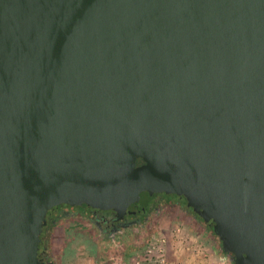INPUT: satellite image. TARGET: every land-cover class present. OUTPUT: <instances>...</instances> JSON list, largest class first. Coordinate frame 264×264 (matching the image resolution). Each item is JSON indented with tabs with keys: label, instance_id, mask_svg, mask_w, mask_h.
Listing matches in <instances>:
<instances>
[{
	"label": "water",
	"instance_id": "obj_1",
	"mask_svg": "<svg viewBox=\"0 0 264 264\" xmlns=\"http://www.w3.org/2000/svg\"><path fill=\"white\" fill-rule=\"evenodd\" d=\"M161 194L264 264V0H0V264Z\"/></svg>",
	"mask_w": 264,
	"mask_h": 264
},
{
	"label": "rangeland",
	"instance_id": "obj_2",
	"mask_svg": "<svg viewBox=\"0 0 264 264\" xmlns=\"http://www.w3.org/2000/svg\"><path fill=\"white\" fill-rule=\"evenodd\" d=\"M145 198H143L142 203L145 202ZM165 199L173 203L176 208L180 207L195 215L194 211L187 206L185 199L176 195L161 194L159 195V200L155 202L157 204L156 207L166 204L167 208L163 207L164 209L162 210L152 209L150 213L147 211V221L142 223L143 228L147 223L152 222L153 218L156 227L159 226L165 212L171 208H175L167 201H164ZM63 209L69 210L71 214L69 217L61 219L55 224L50 232L48 244L54 264H131L132 258L139 254L136 247L140 243L139 238L142 236L144 230L140 225L134 226L129 230L122 229L107 237L101 232V229L104 227L95 224L91 219L83 216L89 213L88 208L63 206ZM60 210L57 208L50 211L48 213V220L54 214H57L58 211L60 212ZM198 223L197 226L202 230H206L212 241L213 239L215 241L216 237L218 245L219 238L213 234V231L206 226H200ZM164 230L170 231L169 229ZM214 235L215 237H213Z\"/></svg>",
	"mask_w": 264,
	"mask_h": 264
},
{
	"label": "crops",
	"instance_id": "obj_3",
	"mask_svg": "<svg viewBox=\"0 0 264 264\" xmlns=\"http://www.w3.org/2000/svg\"><path fill=\"white\" fill-rule=\"evenodd\" d=\"M164 201L173 205L169 200L165 199ZM173 206L175 208H171L169 211L165 212L164 217L162 216L163 218L159 228L161 230L171 229L172 231L173 229L182 227L185 234L189 237V243L192 244V246L205 249V252L208 253L210 259L219 260L225 258L227 259V263L230 264L229 256L223 251L220 241L217 245L215 235L213 236L215 237V241L214 239L212 241V238L207 234L206 230H202L197 226L198 222L200 226L203 224L193 217L194 215L186 213L183 209H179V207L176 208L175 205ZM169 258L172 264H204V262H206L203 255H196L192 252H188L180 243H178L177 240L174 245L171 244L170 246Z\"/></svg>",
	"mask_w": 264,
	"mask_h": 264
},
{
	"label": "built area",
	"instance_id": "obj_4",
	"mask_svg": "<svg viewBox=\"0 0 264 264\" xmlns=\"http://www.w3.org/2000/svg\"><path fill=\"white\" fill-rule=\"evenodd\" d=\"M163 207H166V204L160 206L158 209L162 210L164 209ZM152 222L147 223L144 228L141 226L144 230L142 236L139 238L140 243L136 247L139 254L132 258L131 264H172L170 262L169 252L171 244L174 245L176 240L188 252H192L196 255H203L206 259L204 264H228L227 259H210L205 249L192 246V244L189 243V237L185 234L182 227H178L172 231L169 229L171 232L169 233V231L167 232L164 229L161 230L159 226L156 227L154 218Z\"/></svg>",
	"mask_w": 264,
	"mask_h": 264
},
{
	"label": "flooded vegetation",
	"instance_id": "obj_5",
	"mask_svg": "<svg viewBox=\"0 0 264 264\" xmlns=\"http://www.w3.org/2000/svg\"><path fill=\"white\" fill-rule=\"evenodd\" d=\"M181 198H183V197H181ZM158 200H159V195L156 196V197H152V199L150 200V202H149V204H148V206L146 208V211L143 214H135V215L132 214V215H129L127 218H117L116 214L113 211H106V212H104V211H96V210H93L91 208H88L89 213L87 215H83V216L91 219L95 224H97V225H99L101 227H104V228L101 229L102 233L105 234L106 232L113 231L114 232L113 234H115V233L121 231L122 229L129 230L130 228H132L134 226H139V225L143 226L142 223H144V221H147L146 212L149 211L151 208H153L155 206L154 204H156L155 202H157ZM65 206H67V205H65ZM69 207H71V206H69ZM57 208L61 209L60 211L69 212V210H64L63 209V205L55 207L52 210H55ZM156 209H157V207L153 208V210H156ZM179 209L182 210V208H180V207H179ZM151 211L152 210H150V212ZM184 211L186 213H188V214H191V212L189 213L186 210H184ZM59 213L60 212L58 211L57 214H54L50 220L56 218L59 215ZM80 215H82V214H80ZM193 217H195V216H193ZM47 219H48V217H47ZM48 226H49V220H48V224H47L46 228H48ZM205 226L210 228L209 224H207ZM112 235H110V236H112ZM40 245H41V243H40ZM40 256L42 257V262L44 264H54L52 259H51V255H50L49 249L40 246ZM229 260H230V263H232V264L235 263V262H233V260L230 257H229Z\"/></svg>",
	"mask_w": 264,
	"mask_h": 264
},
{
	"label": "trees",
	"instance_id": "obj_6",
	"mask_svg": "<svg viewBox=\"0 0 264 264\" xmlns=\"http://www.w3.org/2000/svg\"><path fill=\"white\" fill-rule=\"evenodd\" d=\"M139 163H142V162L139 161ZM154 205H155V206H154L153 208H155L157 204H154ZM63 206H65V205H63ZM159 206H162V205H159ZM159 206L157 207V209L159 208ZM150 208H151V207H150ZM150 208H149V209H150ZM153 208H151L150 210H152ZM149 209H148V210H149ZM150 210L148 211V213L150 212ZM70 214H71V213H69V212H67V211H60L59 215H58L56 218H54V219H52V220H49V226H48V228L44 229V231H43V233H42V235H41V240H42V241H41V245H40L41 247H45V248L49 249L48 244H49V239H50V232H51V230L54 228L55 224H56L59 220L64 219V218H66V217H69ZM194 216H195L196 219H198V220L200 221L201 224H203V225H207V223H205V222L203 221V219L200 218L197 214H195ZM210 229H211V228H210ZM211 230H212V229H211ZM113 233H114L113 231H109V232H106L105 235H106L107 237H109V236L112 235ZM213 234H214V232H213ZM221 246H222V245H221Z\"/></svg>",
	"mask_w": 264,
	"mask_h": 264
}]
</instances>
